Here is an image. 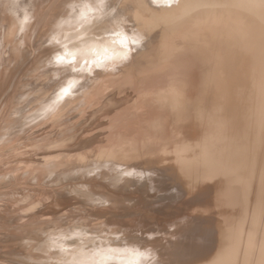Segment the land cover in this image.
Wrapping results in <instances>:
<instances>
[{
  "label": "bare ground",
  "instance_id": "1",
  "mask_svg": "<svg viewBox=\"0 0 264 264\" xmlns=\"http://www.w3.org/2000/svg\"><path fill=\"white\" fill-rule=\"evenodd\" d=\"M0 123L10 264H264V0H0Z\"/></svg>",
  "mask_w": 264,
  "mask_h": 264
},
{
  "label": "rangeland",
  "instance_id": "2",
  "mask_svg": "<svg viewBox=\"0 0 264 264\" xmlns=\"http://www.w3.org/2000/svg\"><path fill=\"white\" fill-rule=\"evenodd\" d=\"M53 59H54V61L53 62H55V61H57V58H56V60H55V57H53ZM52 60V59H51ZM13 66V65H12ZM11 67V66H10ZM14 67V66H13ZM70 66L69 65H67L66 66V68H63V69H59V70H62V72H64V70H69L70 68H69ZM15 68V67H14ZM56 68V67H55ZM19 69H21L20 71H19ZM16 70V69H15ZM15 70H13V72L15 73H19L20 74V72L22 71V73L23 74H25V72H23V68H17V70L19 71H15ZM74 71H76V70H74ZM21 73V75H23ZM19 74H17V75H15L16 77H17V79H18V75ZM37 77V78H36ZM34 79H32L33 80V83H35L38 79H41L43 76L42 75H37ZM40 77V78H39ZM91 77V78H90ZM90 80L92 79L93 80V78H94V76H93V72H92V74L90 75ZM57 78V77H56ZM11 79H12V82L11 83H14V79H16V78H14V77H11ZM11 79H10V81H11ZM36 79V80H35ZM80 79V78H79ZM14 80V81H13ZM18 80H21V79H18ZM18 80H17V82H18ZM32 80H31V83H32ZM16 83V82H15ZM14 83V84H15ZM31 83H30V81L27 83V84H29V85H27L26 86V89H27V94L29 93L30 94V97L27 99V100H24L23 102H24V106H26V107H28L29 106V104H31V101H36V99H37V94H36V89H34V85H31ZM32 83V84H33ZM92 83V82H91ZM91 83H90V85H91ZM11 86H12V84H10ZM28 86H29V88H28ZM32 87V90H31V87ZM13 87V86H12ZM11 87V88H12ZM31 90V91H30ZM33 90L35 91L34 93H33ZM32 93V94H31ZM35 108V107H34ZM59 111V110H58ZM78 112V111H77ZM79 112H81V111H79ZM56 113V112H55ZM54 113V114H55ZM77 113L75 112V114L74 115H76ZM80 114V113H79ZM31 115H32V113H31ZM46 115V116H45ZM50 114H43L42 116H41V118L39 119V120H41V121H37L36 123H34V124H32V121L31 122H29L28 124H29V127L28 128H30V130L32 129H34V127L35 128H37V127H40V126H42V122L43 121H45L47 118H45V117H48ZM45 116V117H44ZM73 116V115H72ZM72 116L71 117H69L71 120H72ZM50 117V116H49ZM48 117V118H49ZM43 118H45V120H43ZM68 119V118H67ZM65 119V121H66V123H68L67 121H69L70 119ZM38 122H40L39 123V125L37 124ZM70 122V121H69ZM63 123V122H62ZM65 123V122H64ZM73 122H71L70 124H64V125H62V124H58L57 125V128H55V129H57V131H62L61 129H60V126L59 125H61V126H63V127H70L71 125L73 126V124H72ZM97 123V122H96ZM96 123H91V124H87V125H85V126H83V127H76V126H73L74 128H72V126H71V128H72V131H74V129H75V131L72 133V135H74V133H75V136L76 135H79V136H86V135H89V134H91V132L94 134V133H97L96 131H98V129H97V127L95 126V124ZM1 124V123H0ZM27 124V125H28ZM32 124V125H31ZM37 124V125H36ZM70 125V126H69ZM88 126H90V127H88ZM31 127H33V128H31ZM76 129L78 130L77 132H76ZM80 129V130H79ZM97 129V130H96ZM36 130V129H35ZM59 131V132H60ZM80 131V132H79ZM85 131H86V133H85ZM71 132V131H70ZM36 138H33V139H30L29 141H33V140H35ZM37 139H39V141H42L43 140V137L42 138H37ZM36 139V140H37ZM8 142V140H6V141H4V142H2V143H0V149H1V147L4 145V144H6ZM41 144V143H40ZM39 144V145H40ZM38 145V144H37ZM46 146H48V145H46ZM45 146V147H46ZM44 147V148H45ZM19 148H20V150L22 149V147H18L17 149L19 150ZM41 149H43V148H41ZM9 150H11V149H9ZM8 149H6V152L7 151H9ZM14 152V151H13ZM41 152V151H40ZM7 154H10L9 152L7 153ZM13 156H15V157H13ZM12 157H13V159L11 158V160L10 161H14V162H12V163H18V162H20V160H21V156L19 155V154H17V155H13ZM18 156H20L18 159H17V157ZM56 157H60V156H56ZM15 158L17 159V160H15ZM58 158H55L54 157V159H58ZM54 159H52V160H54ZM8 161H9V159H7ZM5 162V160L4 159H2L1 161H0V166H2V167H4V166H6V164H7V162L6 163H4ZM0 169H2L1 167H0ZM4 169V168H3ZM19 179H20V181L19 182H21L20 184H21V186L23 187V185L24 186H28L29 184V186L31 187H33L34 189H37L38 187V185H36V187H35V184H37L38 182L40 183L41 181L43 182V185L44 184H46V181H45V179H44V177H39V178H37L35 181H32V183L31 182H29L28 181V179L26 178V175H23V177H19ZM5 178L4 179H2V182L3 183H0V206L1 205H3V203H4V199H6V198H8V195L6 194L7 193V191H8V189L9 188H11L10 186H12V185H5ZM3 186H2V185ZM34 185V186H33ZM4 186H5V188H4ZM28 186V187H29ZM4 189V190H3ZM7 189V190H6ZM26 189H29V188H26ZM32 189V188H31ZM21 190V187L19 188V191ZM14 191V190H13ZM46 192V191H45ZM29 194V193H28ZM7 195V196H6ZM31 195V197H32V194H30ZM1 198H3V199H1ZM17 198V199H16ZM9 199V198H8ZM8 199H6V200H8ZM42 200L41 201H43L44 199L43 198H41ZM46 199H50L49 197L48 198H46ZM3 201V202H2ZM40 200H35V199H31V198H29L28 197V195H22V194H19V196H17V197H15L14 198V202H13V204H15V205H17L18 207H25L26 209H30L31 207H32V210H34V211H38V210H41L43 207H44V205L43 204H41L42 202H41ZM2 202V203H1ZM59 202H62L61 200H59ZM9 204V203H8ZM39 204L41 205V206H39ZM66 207H64V209H65ZM40 213H43V211H41ZM38 214L37 216H40L41 214ZM26 222H29V220H21L20 221V223H26ZM1 224V223H0ZM73 226L75 225V224H72ZM55 227V226H54ZM73 228H75V226L73 227ZM81 231H77V233L79 234ZM77 234H75V235H72L71 237L70 236H68L67 237V239H62V241H64V240H67V241H71V240H74V239H81L79 236H76ZM72 237H74V238H72ZM16 245V243H13V244H11V245ZM13 250V249H12ZM9 251V252H8ZM7 252L8 253H0V264H10V263H12V261H9V260H7V259H3L4 257L5 258H9V256H14L16 253H17V251H10V250H8ZM11 253H13L12 255H11ZM2 256V257H1ZM5 262V263H4ZM7 262V263H6Z\"/></svg>",
  "mask_w": 264,
  "mask_h": 264
},
{
  "label": "snow or ice",
  "instance_id": "3",
  "mask_svg": "<svg viewBox=\"0 0 264 264\" xmlns=\"http://www.w3.org/2000/svg\"><path fill=\"white\" fill-rule=\"evenodd\" d=\"M60 59H62V58H60Z\"/></svg>",
  "mask_w": 264,
  "mask_h": 264
}]
</instances>
